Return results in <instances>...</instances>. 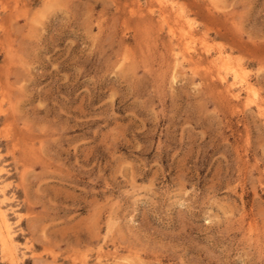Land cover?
Segmentation results:
<instances>
[{
    "label": "rangeland",
    "instance_id": "374dc122",
    "mask_svg": "<svg viewBox=\"0 0 264 264\" xmlns=\"http://www.w3.org/2000/svg\"><path fill=\"white\" fill-rule=\"evenodd\" d=\"M0 186L16 264H264V0H0Z\"/></svg>",
    "mask_w": 264,
    "mask_h": 264
},
{
    "label": "bare ground",
    "instance_id": "6f19581e",
    "mask_svg": "<svg viewBox=\"0 0 264 264\" xmlns=\"http://www.w3.org/2000/svg\"><path fill=\"white\" fill-rule=\"evenodd\" d=\"M164 18V17H163ZM164 21V20H163ZM185 23V22H184ZM192 28V27H191ZM190 28V29H191ZM172 30V29H171ZM183 33V32H182ZM192 33H194V32H192ZM172 34V33H171ZM174 35V34H173ZM182 35V34H181ZM193 35V34H192ZM195 35V34H194ZM193 35V36H194ZM192 36V37H193ZM181 38H182V36H181ZM183 38H185L184 36H183ZM187 39V38H186ZM185 39V40H186ZM189 40V39H188ZM182 41H183V39H182ZM185 42V41H184ZM183 42V43H184ZM187 42V41H186ZM192 42V41H191ZM188 43V42H187ZM186 43V44H187ZM191 45H193V44H191ZM187 46V45H186ZM183 47H184V45H183ZM175 48V47H174ZM182 48V47H181ZM191 48V47H190ZM188 49V48H187ZM186 49V50H187ZM207 49V48H206ZM179 50V49H178ZM194 50V49H193ZM192 50V51H193ZM205 50V49H204ZM182 51V50H181ZM184 51V50H183ZM219 51V50H218ZM176 53V52H175ZM174 53V54H175ZM190 53H192L191 51H190ZM208 53V52H207ZM182 54V53H181ZM186 54H188V53H186ZM193 54V53H192ZM230 54V53H229ZM176 56H177V54H175ZM182 55H185L184 53L182 54ZM181 55V56H182ZM194 55V54H193ZM189 56H190V54H189ZM189 56H187V55H185V57H188L189 58ZM231 57V55H225V52L223 51V49L222 50H220L219 51V55H218V59H219V61L221 62V64H219L218 65V72H219V75H221L222 76V79H225V81H226V75L227 74H230V73H232V74H230V75H232L233 76V79H236L237 77H238V75H239V72L243 69V68H241L240 66L239 67H237L236 66V64H234L231 60H230V57ZM175 57V56H174ZM184 56H183V58H185ZM195 57V56H194ZM176 59H177V57H175ZM175 58H174V60H175ZM179 58V57H178ZM180 58H182V57H180ZM182 58V59H183ZM190 58H191V56H190ZM215 59V58H214ZM189 60V59H188ZM194 60V59H193ZM213 60V59H212ZM177 61V60H176ZM176 61H174V62H176ZM178 61H180V60H178ZM184 61V60H183ZM181 62V61H180ZM214 62V61H213ZM212 62V63H213ZM183 63H185V61L183 62ZM189 63H191V61H189ZM217 63V62H216ZM216 63H213L214 65H216ZM232 63H233V65H232ZM180 64V63H179ZM213 64H212V66H213ZM216 67V66H215ZM181 69V68H180ZM216 70V69H215ZM217 72V73H218ZM216 73V74H217ZM225 73V74H224ZM241 75V74H240ZM243 75V74H242ZM242 77V76H241ZM218 78V77H217ZM232 78V77H231ZM219 79V78H218ZM232 79V80H233ZM238 79V78H237ZM245 79V78H244ZM242 80V79H241ZM237 81V80H236ZM235 81V82H236ZM245 81V80H244ZM233 82V81H232ZM238 82V81H237ZM236 82V83H237ZM240 82V81H239ZM238 82V83H239ZM227 83V82H226ZM225 83V85H227ZM234 83V82H233ZM233 83H232V85H233ZM235 83V84H236ZM237 83V84H238ZM245 83V82H244ZM249 83V82H248ZM245 84H247V83H245ZM250 84V83H249ZM229 85V84H228ZM231 85H229V86H226V89H227V87H230ZM240 86H242V85H240ZM244 86H246V85H244ZM235 87V86H234ZM238 87V86H237ZM236 87V88H237ZM246 87H248V86H246ZM231 89V88H230ZM250 89V88H249ZM248 89V90H249ZM229 90V89H228ZM238 90H240V89H238ZM244 91H245V89H244ZM247 91V90H246ZM229 92V91H228ZM235 92V91H234ZM250 92H252V91H250ZM230 93H231V90H230ZM233 93V92H232ZM236 93V92H235ZM241 93V92H240ZM236 95H237V93H236ZM242 95V94H241ZM240 95V96H241ZM232 96H234V95H232ZM235 97V96H234ZM248 97H249V95H248ZM1 187V186H0ZM1 190H2V188H1ZM5 191V190H4ZM4 193V192H3ZM5 194V193H4ZM5 198V197H4ZM1 203V202H0ZM4 203V202H3ZM1 205V204H0ZM5 206V205H4ZM12 208V207H11ZM1 209V208H0ZM8 209V208H7ZM12 210V209H11ZM5 211V210H4ZM6 213V212H5ZM13 213H14V211H13ZM1 217H2V222H3V224H0V243H1V246H2V248H3V250L6 252V254L8 255V257H9V259H10V261H11V264H16V261H17V255H16V251H15V244H14V238H13V236H12V233H11V231L9 230L10 229V225L11 224H9L8 223V220H7V218H6V215L3 213V212H1ZM12 230V229H11ZM16 240V239H15ZM17 241V240H16ZM17 246H18V244H17ZM21 248V247H20ZM17 253H19V252H17ZM22 255V254H21ZM24 255V254H23ZM20 258V257H19ZM23 258V257H22ZM21 258V259H22ZM113 259V258H112ZM113 261V260H112ZM116 263V261H113V263ZM8 263V262H7ZM114 263V264H115ZM112 264V263H111Z\"/></svg>",
    "mask_w": 264,
    "mask_h": 264
}]
</instances>
